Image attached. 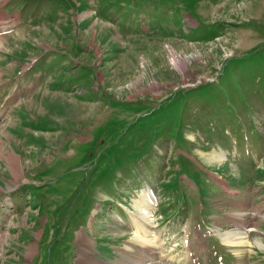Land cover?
<instances>
[{
	"label": "rangeland",
	"instance_id": "374dc122",
	"mask_svg": "<svg viewBox=\"0 0 264 264\" xmlns=\"http://www.w3.org/2000/svg\"><path fill=\"white\" fill-rule=\"evenodd\" d=\"M139 1L187 21L119 41L85 11L115 0H0V264H88V250L103 264H190L189 216L264 221L262 194L224 186L247 194L264 179V0ZM149 190L160 253L132 229ZM249 238L221 239L220 256L259 264L264 237Z\"/></svg>",
	"mask_w": 264,
	"mask_h": 264
},
{
	"label": "crops",
	"instance_id": "0c3cea01",
	"mask_svg": "<svg viewBox=\"0 0 264 264\" xmlns=\"http://www.w3.org/2000/svg\"><path fill=\"white\" fill-rule=\"evenodd\" d=\"M149 3V1L141 2L139 0H115V2L104 3L99 5L98 8H88L85 11L97 17L96 23L103 21L107 24V28L109 25L114 31V38L119 41L128 38L156 40L170 26L169 24L171 22L175 21L174 27L178 30L179 26L184 25L185 20L187 21V15H183L181 10L179 11L178 7L171 3L155 2L152 5ZM98 11L101 12L99 13ZM98 27L101 30V35L105 36L107 29L103 30L101 26ZM193 27L197 28L196 26ZM167 39L171 40L173 37L169 35ZM174 40L179 39L174 38ZM60 54V63L64 60L67 63H72L70 53L66 55L65 52H61ZM63 89L62 87L54 89L53 91L56 93L63 92ZM261 189V194L264 199V179L262 180ZM248 192L251 193V191Z\"/></svg>",
	"mask_w": 264,
	"mask_h": 264
},
{
	"label": "bare ground",
	"instance_id": "6f19581e",
	"mask_svg": "<svg viewBox=\"0 0 264 264\" xmlns=\"http://www.w3.org/2000/svg\"><path fill=\"white\" fill-rule=\"evenodd\" d=\"M101 26L103 27L104 25H101ZM2 44H3V41L0 45H2ZM178 66H179V69L183 70L185 67V63H183V62L179 63ZM16 162H17V157L14 158L13 165ZM156 200H157L156 194L152 190H149V192H147V193H141L139 200H137V201L135 200L136 201V212H137V214H134V216L132 217L134 219L133 220L134 225H132V229L134 230L133 233H136L139 235L138 238H140V239L144 238L145 243L149 247H154V249H156V250L159 249V253H160V251L162 252V246H160V242L158 241V236L152 235V232L150 231V228L148 227V226L152 227L153 222H154L155 215H154L153 210L156 206ZM142 220H144L145 222H143ZM222 236H224V240L226 241V243L230 244L231 246H235V247L243 244V241H245V239H247L245 237L244 233H242V232H236V233L231 232L229 234L225 233ZM80 239H81L80 240L81 242L84 241L82 243V245H85L84 246L85 248L90 249V247L93 246L91 241L89 240V237H87L86 235L81 234ZM86 245H87V247H86ZM257 245L264 247V243L261 241H258ZM150 250H153V249H150ZM31 251L32 252L34 251V247L31 248ZM153 253L154 252L151 251V252H140L139 254L142 257V260L143 259L146 260L147 258L155 255V253L154 254ZM140 259L141 258H139L138 261H128V262L131 264H136V263H139L141 261ZM81 260L85 263H88V264H103V263L97 261V259L91 255L90 250H88V254H85L81 258Z\"/></svg>",
	"mask_w": 264,
	"mask_h": 264
}]
</instances>
